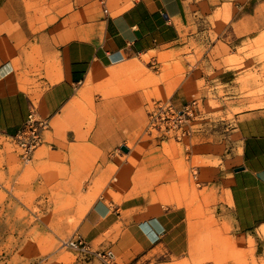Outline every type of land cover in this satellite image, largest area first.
I'll use <instances>...</instances> for the list:
<instances>
[{"label": "crops", "instance_id": "obj_1", "mask_svg": "<svg viewBox=\"0 0 264 264\" xmlns=\"http://www.w3.org/2000/svg\"><path fill=\"white\" fill-rule=\"evenodd\" d=\"M191 18L186 0H0V134L14 135L34 107L51 122L52 140L42 144L56 151L57 161L69 167L68 175L94 178L102 174L99 162L119 165L112 152L125 146L140 128L148 101L143 88L106 96L98 88L128 67L157 66L156 57L148 63L143 57L177 50ZM201 77L203 86L195 69L176 77L172 81L174 101L182 104L201 92L207 99L209 93H218L220 84L232 83L227 74ZM235 94L230 96L236 101ZM90 95L95 109L81 106ZM226 125V130L220 129L223 137H217L230 141L234 148L239 145L240 153L231 172L222 171L226 174L221 172L217 182L228 183L236 230L262 234L264 106L240 110ZM78 131H83V137L77 136ZM199 134L202 129L192 139ZM192 139L187 149L194 152ZM79 147L89 153H78ZM99 149L103 154L97 158ZM78 160L89 161V166L73 164ZM107 164L101 171H108ZM146 171L150 165L133 168L131 175L145 176ZM94 203L76 233L86 242L88 263L150 264L161 256L157 264H170L171 256H184L183 207L169 206L151 215V204L142 193L121 204L104 199ZM161 248L166 250L161 253ZM108 250L114 252L112 263L93 253Z\"/></svg>", "mask_w": 264, "mask_h": 264}, {"label": "rangeland", "instance_id": "obj_2", "mask_svg": "<svg viewBox=\"0 0 264 264\" xmlns=\"http://www.w3.org/2000/svg\"><path fill=\"white\" fill-rule=\"evenodd\" d=\"M186 1L192 18L181 46L145 55L146 63L156 57L157 66L140 64L120 70L98 92L106 96L139 87L151 102L173 97L172 81L188 70H196L200 86L205 83L202 74H227L231 85L220 84L218 93H209L206 99L205 110L215 121L199 125L202 134L192 139L194 152L174 138L146 133L144 112L140 128L125 142L127 149L117 146L112 152L119 165L99 162L102 174L91 178L68 175L69 167L60 164L56 151L46 144L36 149L31 162H23L12 138L0 134V264H90L82 250L65 241L77 236L79 224L94 202L104 199L121 204L140 193L151 204V215L169 206L183 207L184 256H171L170 264H264V233L236 230L228 183L217 182L222 171L231 172L240 153L239 145L234 148L230 141L217 137H223L220 129L226 130L236 112L264 106V0ZM233 93L236 101L230 96ZM83 99V108L95 109L92 95ZM88 115L94 117L93 112ZM80 132L79 138L83 137ZM45 139L52 140L50 131ZM77 152L83 155L89 150L79 147ZM102 154L97 150V158ZM74 163L89 166V161ZM106 164L108 171H101ZM149 165L147 175H131L133 168ZM162 258H154L150 264Z\"/></svg>", "mask_w": 264, "mask_h": 264}, {"label": "built area", "instance_id": "obj_3", "mask_svg": "<svg viewBox=\"0 0 264 264\" xmlns=\"http://www.w3.org/2000/svg\"><path fill=\"white\" fill-rule=\"evenodd\" d=\"M205 103L206 99L203 95H194L182 104H177L172 97L153 98L147 104L145 132L150 135L156 132V136L160 138H174L179 142H184L189 148L194 132L200 129L199 125L215 121L205 110ZM50 128V120L39 116L33 107L23 125L11 136L23 162L28 163L33 160L36 149L45 142L46 132ZM193 174L197 177V170ZM65 244L82 250L87 260L90 259L83 237H72L66 240ZM93 253L106 262H110L108 260L114 257L112 250L93 251Z\"/></svg>", "mask_w": 264, "mask_h": 264}, {"label": "water", "instance_id": "obj_4", "mask_svg": "<svg viewBox=\"0 0 264 264\" xmlns=\"http://www.w3.org/2000/svg\"><path fill=\"white\" fill-rule=\"evenodd\" d=\"M123 148L126 150L127 149V146L125 145V146H123Z\"/></svg>", "mask_w": 264, "mask_h": 264}, {"label": "bare ground", "instance_id": "obj_5", "mask_svg": "<svg viewBox=\"0 0 264 264\" xmlns=\"http://www.w3.org/2000/svg\"><path fill=\"white\" fill-rule=\"evenodd\" d=\"M66 246V245H65ZM67 247V246H66Z\"/></svg>", "mask_w": 264, "mask_h": 264}]
</instances>
